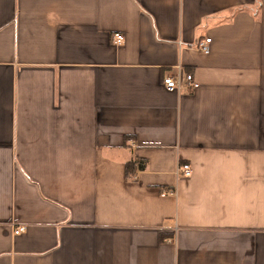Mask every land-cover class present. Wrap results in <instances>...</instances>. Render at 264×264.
Masks as SVG:
<instances>
[{
	"label": "crops",
	"instance_id": "crops-1",
	"mask_svg": "<svg viewBox=\"0 0 264 264\" xmlns=\"http://www.w3.org/2000/svg\"><path fill=\"white\" fill-rule=\"evenodd\" d=\"M0 264H264V0H0Z\"/></svg>",
	"mask_w": 264,
	"mask_h": 264
},
{
	"label": "built area",
	"instance_id": "built-area-1",
	"mask_svg": "<svg viewBox=\"0 0 264 264\" xmlns=\"http://www.w3.org/2000/svg\"><path fill=\"white\" fill-rule=\"evenodd\" d=\"M124 41V35L122 33L116 32L113 35V43L116 45H120ZM211 38L206 37L204 40L199 41L197 43V49L202 53L209 52V42ZM165 87L168 90H176L180 91L183 87L187 89H195L198 87V82L195 80L193 74L184 73L180 68L177 69L176 73L173 76L165 77L163 80ZM177 178H188L192 174V168L188 163H177V167L175 170ZM162 195L166 194V191L161 192ZM25 230V226H19L14 230L15 234L23 232ZM174 239H165L166 242H171Z\"/></svg>",
	"mask_w": 264,
	"mask_h": 264
},
{
	"label": "trees",
	"instance_id": "trees-1",
	"mask_svg": "<svg viewBox=\"0 0 264 264\" xmlns=\"http://www.w3.org/2000/svg\"><path fill=\"white\" fill-rule=\"evenodd\" d=\"M146 167V161L143 159H132L125 164V174L126 177H132L138 171L143 170ZM163 235L161 238L163 239Z\"/></svg>",
	"mask_w": 264,
	"mask_h": 264
}]
</instances>
